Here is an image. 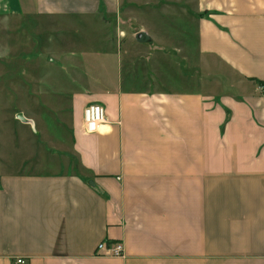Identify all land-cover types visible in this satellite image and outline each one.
Wrapping results in <instances>:
<instances>
[{"label": "crops", "instance_id": "crops-1", "mask_svg": "<svg viewBox=\"0 0 264 264\" xmlns=\"http://www.w3.org/2000/svg\"><path fill=\"white\" fill-rule=\"evenodd\" d=\"M46 95L0 104V264H264V0H0V97Z\"/></svg>", "mask_w": 264, "mask_h": 264}, {"label": "rangeland", "instance_id": "rangeland-1", "mask_svg": "<svg viewBox=\"0 0 264 264\" xmlns=\"http://www.w3.org/2000/svg\"><path fill=\"white\" fill-rule=\"evenodd\" d=\"M114 20V18L112 19ZM144 21L146 23H148V18H144ZM111 21L109 20V23ZM106 23V21L104 22ZM114 23H116V21H112L110 24L113 25ZM93 25L96 26L98 24H102L97 22V21H93V22H83L82 20L78 19V20H53V21H47L45 23V28H46V33H45V52L47 53L48 51L54 49V48H58L57 46L61 45V40L60 39V35H64L63 38H68L67 34L70 33L73 37H76L74 33L69 32L68 30L71 28L72 30H74L76 25ZM52 26H54V29H52ZM48 27H51V29H49ZM58 27V29H57ZM62 28H66L65 31H60L62 30ZM52 31V32H51ZM23 34L18 32L17 36H22ZM93 36H96L95 33H92ZM52 37L54 39V42H50L49 38ZM76 40L78 38H75ZM12 46L14 47L15 51L13 54H16V57H13V62L11 64V69L12 72L11 74L19 76L20 74V68H21V63H20V56L23 53V47L26 46V42H21V41H17L16 43L14 42V44H12ZM56 70H58V68H56ZM15 93V92H14ZM52 102V99L50 98V96L48 97V95H46V97H44L42 99V97H35V98H26L25 100H22L21 96H11V97H0V104L2 103L3 105L8 104L11 105L12 107V111H11V119H12V123H13V127L15 131H19V125L17 124V122L19 121H31L30 118H27V116L22 113V109H24V107L28 108L29 110H35V113H27L28 116H40L43 120H49L52 121L53 118H55V120L57 119V115L55 113H50L48 111V109L50 107H48L50 105V103ZM5 103V104H4ZM53 104V103H51ZM41 106H43L41 108ZM41 108V112L36 113L37 109ZM7 151L9 152H15L17 151V149L15 148V146H11L9 145L7 147ZM19 159V156L18 158ZM15 164H19V162H16Z\"/></svg>", "mask_w": 264, "mask_h": 264}, {"label": "built area", "instance_id": "built-area-1", "mask_svg": "<svg viewBox=\"0 0 264 264\" xmlns=\"http://www.w3.org/2000/svg\"><path fill=\"white\" fill-rule=\"evenodd\" d=\"M106 121V109L100 103H93L84 109V122L86 129L89 132H97L100 126ZM103 255L124 256L125 247L122 242L107 244L106 242L100 243L98 246ZM23 258H18L16 264H25Z\"/></svg>", "mask_w": 264, "mask_h": 264}, {"label": "water", "instance_id": "water-1", "mask_svg": "<svg viewBox=\"0 0 264 264\" xmlns=\"http://www.w3.org/2000/svg\"><path fill=\"white\" fill-rule=\"evenodd\" d=\"M140 36H144V35L141 33Z\"/></svg>", "mask_w": 264, "mask_h": 264}]
</instances>
